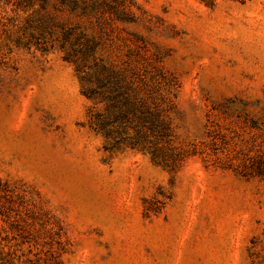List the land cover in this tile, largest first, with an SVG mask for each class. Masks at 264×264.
Masks as SVG:
<instances>
[{
  "label": "rangeland",
  "instance_id": "obj_1",
  "mask_svg": "<svg viewBox=\"0 0 264 264\" xmlns=\"http://www.w3.org/2000/svg\"><path fill=\"white\" fill-rule=\"evenodd\" d=\"M0 264H264V0H0Z\"/></svg>",
  "mask_w": 264,
  "mask_h": 264
},
{
  "label": "trees",
  "instance_id": "obj_2",
  "mask_svg": "<svg viewBox=\"0 0 264 264\" xmlns=\"http://www.w3.org/2000/svg\"><path fill=\"white\" fill-rule=\"evenodd\" d=\"M23 2L25 0H22ZM44 2L45 0H41ZM61 4L67 3V5L70 7L71 10L77 9V2L78 0H58ZM201 3H204L205 5L212 6L214 5L215 0H198ZM231 1H237V2H242L243 0H231ZM109 10H112V6H107ZM81 10H84V7H81ZM121 16L120 18L122 19L123 14L119 15ZM66 35L63 36V41L66 39ZM61 49L63 46H60ZM93 51V47L85 48L84 50L80 51H70L66 53L65 55V60L67 62L72 63L76 67L77 72L84 73L85 70V61L88 56L91 55ZM80 60V63H78ZM96 66V64L94 65ZM103 70V68H102ZM101 74V73H100ZM110 80L111 78L106 77V78H97L96 79V89H85L83 91V95L87 99H93L95 94H97V90L100 88H107L109 89L107 95H104L103 99L101 100L102 102H110L113 100L115 97H118L121 94H114L117 92V87L116 83L113 81L111 82L110 85ZM116 104H110L107 106L105 113H95L92 117V127L101 133L103 137H105L107 140V147L105 150L111 151L113 149L119 148L121 145H125L126 147H129L131 149H139V150H144V143H140L143 137L134 138L130 137L128 135H125V127H123V124L128 122L126 120V116L123 114H114L113 112H110V109L114 108ZM157 115L148 112V117L143 118L142 120V126L151 134L157 133L158 137L162 140L167 137V133L165 132V129L163 127H160L156 123ZM124 122V123H123ZM135 128L137 127L134 126ZM160 127V129H158ZM144 140V139H143Z\"/></svg>",
  "mask_w": 264,
  "mask_h": 264
}]
</instances>
